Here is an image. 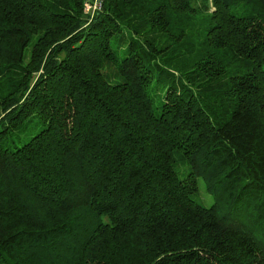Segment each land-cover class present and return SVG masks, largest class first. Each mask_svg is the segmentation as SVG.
<instances>
[{
	"label": "trees",
	"instance_id": "trees-1",
	"mask_svg": "<svg viewBox=\"0 0 264 264\" xmlns=\"http://www.w3.org/2000/svg\"><path fill=\"white\" fill-rule=\"evenodd\" d=\"M0 0V264H264V0Z\"/></svg>",
	"mask_w": 264,
	"mask_h": 264
},
{
	"label": "rangeland",
	"instance_id": "rangeland-1",
	"mask_svg": "<svg viewBox=\"0 0 264 264\" xmlns=\"http://www.w3.org/2000/svg\"><path fill=\"white\" fill-rule=\"evenodd\" d=\"M87 5H89V9H86L85 3L83 5V12L84 14H89L90 17H92L95 14V10L99 8L100 0H85Z\"/></svg>",
	"mask_w": 264,
	"mask_h": 264
},
{
	"label": "built area",
	"instance_id": "built-area-1",
	"mask_svg": "<svg viewBox=\"0 0 264 264\" xmlns=\"http://www.w3.org/2000/svg\"><path fill=\"white\" fill-rule=\"evenodd\" d=\"M85 7H86V9H89V5H87V3L85 2ZM101 7V2H100V4H99V8Z\"/></svg>",
	"mask_w": 264,
	"mask_h": 264
}]
</instances>
